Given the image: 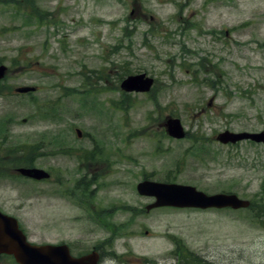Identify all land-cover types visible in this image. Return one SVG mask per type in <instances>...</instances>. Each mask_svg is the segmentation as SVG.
I'll list each match as a JSON object with an SVG mask.
<instances>
[{"label": "rangeland", "instance_id": "1", "mask_svg": "<svg viewBox=\"0 0 264 264\" xmlns=\"http://www.w3.org/2000/svg\"><path fill=\"white\" fill-rule=\"evenodd\" d=\"M1 64L0 208L31 243L97 247L104 264H177L176 248L264 264V145L216 140L264 131V0H0ZM142 73L151 92L121 89ZM27 160L51 179L19 176ZM143 181L254 209L148 211Z\"/></svg>", "mask_w": 264, "mask_h": 264}, {"label": "water", "instance_id": "2", "mask_svg": "<svg viewBox=\"0 0 264 264\" xmlns=\"http://www.w3.org/2000/svg\"><path fill=\"white\" fill-rule=\"evenodd\" d=\"M8 73L6 65H0V81ZM154 79L147 74L131 75L121 84V89L128 93H148L152 90ZM35 87H18L19 94L33 93ZM167 134L174 139H183L187 133L179 118H168L165 123ZM79 137L81 131H77ZM216 140L224 145H235L243 141H252L264 144V131L262 132H231L220 133ZM17 172L23 177L36 181L47 180L50 174L43 169L21 167ZM138 192L143 196L156 198V201L147 206V210L161 207L190 208V209H248L251 201L242 199L236 194L219 193L209 195L197 190L193 186L180 184H166L143 181L137 185ZM0 254L14 256L18 264H98L99 256L96 252L83 257H73L67 245H37L29 242L27 236L20 228L16 218L0 212Z\"/></svg>", "mask_w": 264, "mask_h": 264}, {"label": "flooded vegetation", "instance_id": "3", "mask_svg": "<svg viewBox=\"0 0 264 264\" xmlns=\"http://www.w3.org/2000/svg\"><path fill=\"white\" fill-rule=\"evenodd\" d=\"M0 212H2L4 214H7L3 210H1V208H0ZM7 215H9V214H7ZM9 216L14 217L13 215H9ZM92 252H97L98 255H99V264H104V256H103L100 248H97V247L93 248L90 251H85L84 253H81L78 256H84V255L92 253ZM175 254H176L177 258H178V263L177 264H204L205 263L197 255H194V254L187 255L182 250H179L178 248L174 249V255ZM176 256H175V258H176ZM9 258L11 259L13 257L12 256H8V255H4V254H0V260L9 259Z\"/></svg>", "mask_w": 264, "mask_h": 264}, {"label": "trees", "instance_id": "4", "mask_svg": "<svg viewBox=\"0 0 264 264\" xmlns=\"http://www.w3.org/2000/svg\"><path fill=\"white\" fill-rule=\"evenodd\" d=\"M18 166L22 165V166H26V167H33V163L30 160H27L25 162H20L19 164H16ZM251 209H254V206L252 204Z\"/></svg>", "mask_w": 264, "mask_h": 264}]
</instances>
